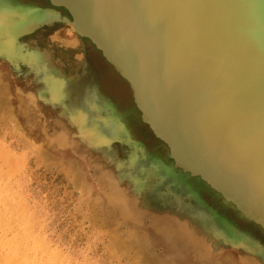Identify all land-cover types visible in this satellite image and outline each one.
Wrapping results in <instances>:
<instances>
[{
  "label": "rangeland",
  "instance_id": "obj_1",
  "mask_svg": "<svg viewBox=\"0 0 264 264\" xmlns=\"http://www.w3.org/2000/svg\"><path fill=\"white\" fill-rule=\"evenodd\" d=\"M115 1L96 5L131 34L130 14ZM163 1L179 14L162 17L155 36L174 37L181 12L189 23L167 52L176 63V48L205 62L207 46L242 33L218 0H186L195 12L212 7L193 18L179 0ZM254 1L251 14L262 20ZM65 16L73 18L51 0H0V264H264V227L176 161L129 80ZM86 18L78 25L92 32ZM119 51L143 67L130 47ZM151 85L142 89L157 125L189 158L208 162L214 153L160 113ZM248 173L264 188V174Z\"/></svg>",
  "mask_w": 264,
  "mask_h": 264
},
{
  "label": "water",
  "instance_id": "obj_2",
  "mask_svg": "<svg viewBox=\"0 0 264 264\" xmlns=\"http://www.w3.org/2000/svg\"><path fill=\"white\" fill-rule=\"evenodd\" d=\"M51 1L54 5H62L68 8L73 18L65 16V20L72 23L80 32V34L91 38L92 41L95 42L97 46L103 50L107 59L115 64L117 69L120 70V72L129 80L134 89L136 101L144 113V118L149 121L155 133L168 143L172 150V156L176 159V161L177 159H179L180 163L184 164L185 166H189L190 169L195 172V174L200 175L203 179L210 183V185L219 193H221L226 198V200L233 202L245 217H248L249 219L264 227V188L259 187V185L254 182L253 177L250 176L248 171H245L238 167L230 168L226 166L224 162L222 163V160L218 158L208 157L210 158L208 159V162L205 159L201 160L199 158H196L195 160H197L199 163L195 162L194 156H190L191 158H189L185 154L184 149L182 150L183 146L176 142L173 136V132L170 129L163 127L160 128L157 125L153 118V114L147 109L148 105L144 100L146 96L139 80L135 77V75L133 76L131 70L123 64L124 61L121 59V57L123 58L121 52L119 51V55L121 57L115 55V53L113 52L112 46L110 44H112L116 48H119V50L122 48V45L124 46V41H122L121 37L119 36V38L114 40L116 44L108 37L111 42L109 43L107 38L97 26L91 24V27L93 28V31L91 32L88 29H83V26H80V24L78 25V23L82 22V18L87 19L86 11L78 4V2H80L79 0ZM149 1L150 0H143L144 4L150 9L153 17L159 19L158 21L156 20L153 25H150L149 20H143V25L145 26V30L147 32L153 34V28L157 25H161L162 17H171L178 11L177 9L172 10L165 8H162L160 10V7L158 6L159 3H163L166 6L163 0H154L152 4H150ZM231 1L233 2V4H230L228 0H218L217 2L222 7V12L225 16L224 21L226 23L237 24L239 30L242 31V33L232 39L229 37L227 39L220 37L215 42V45L207 46L210 52L209 54H212L213 56L212 58L207 59L205 62L201 59L194 63V55L184 56L182 54L184 52L181 48L175 49V53L181 57V60L179 61L180 64L176 63L174 59L176 65L182 70L189 73V76L194 78L197 83L196 89L193 86V88L196 90L195 93L192 92L195 95V106H197V108L195 107L196 109H191L190 111L193 113V115L201 119H205L208 117L212 118L211 120H209L210 123H213V121L215 120L221 119L219 116L217 117V114L219 113L217 111L220 110V108L224 107L222 104V100H224L226 97V91H230L227 86L230 85L232 81H235L238 78L239 69L236 66L237 61L243 59L244 57L242 56L246 54L247 51H249V49L252 47L257 49L260 46V48L264 49V30H259V24L264 23V19L261 20L251 14V0ZM259 1L261 3H259ZM117 3L118 4L114 5L126 7V10H128L130 14L132 22V24L130 25V29L136 31L137 26L135 27V20H137L138 16L132 9V1L119 0V2ZM176 4L184 10L192 9V18L193 16L195 17V15H201L202 11L210 13V11L212 10L211 5H205L206 7L204 9H197L195 12L193 6L187 4L186 0H179ZM262 4L264 5V0H256V2L254 1V6L257 8ZM97 8L101 12H105L103 5L100 4V8L99 6H97ZM236 8H239L240 11L237 12ZM107 15L112 17V20L114 21L115 26H117V29L119 31L124 29V25L117 21L114 16L110 14L109 10L107 12ZM180 16L181 19L176 22L173 28V33L175 34V36L171 38H162V45L160 44V47L164 49L167 47L169 50H172L174 46L176 47L175 42L173 44V40H175L176 37H181L183 33L186 32L187 27H189V23L183 18L182 12ZM142 18L147 19L148 16ZM208 29L211 30L213 28L208 26ZM103 31L105 32V30ZM152 39L155 40L154 38ZM119 45H121V47ZM136 57L135 59L137 60L138 57ZM144 77V75L140 77L142 82L145 81ZM192 84H190L189 82V85ZM175 100H179V98ZM197 109H199V111H197ZM225 111L226 107L224 113ZM201 113H203V115H201ZM198 148L200 149V147ZM175 149L180 150V152H182V156L179 155ZM198 164H200L201 167ZM236 173H238L239 176L235 175ZM261 180L264 181V179Z\"/></svg>",
  "mask_w": 264,
  "mask_h": 264
},
{
  "label": "bare ground",
  "instance_id": "obj_3",
  "mask_svg": "<svg viewBox=\"0 0 264 264\" xmlns=\"http://www.w3.org/2000/svg\"><path fill=\"white\" fill-rule=\"evenodd\" d=\"M79 1L81 6L86 11L87 17L95 24V26H97L102 31L109 43H111L110 40L114 41L120 36L122 41H124L123 44L127 47H130V49H132V51L135 53L134 55L138 57L139 62L143 64L142 68L133 67L131 62L126 61L119 55V48H116L115 46L110 44L115 55L121 57V59L124 61L123 64L127 68H129L132 72V75H135V77L139 80L142 88L143 86L147 87L150 84H152L151 86L153 88H156L157 91L155 92H158L159 96H156V98L154 97V99L151 98V100L155 105H158L160 113H166L170 119L174 120V123L176 125L173 124V126L177 128V131L185 133L191 138L192 141L196 142L198 146H202L203 148L207 149L205 146L199 143V141L195 137L196 133L193 131H195L196 127H198L197 125H195L196 119L206 122L211 120L212 118H203V120L193 115L190 110L197 108V106H195V95L194 100H189L187 98V96H190L192 92L195 93L196 91L195 89L197 87V83L195 79L189 76V73L182 70L176 65L174 57L172 55L167 54V52L169 51L167 47L165 49L160 47L158 39L161 40L163 37H158L151 34L150 32H147L145 30V26L143 25V20H149L150 25H153V23L156 20L158 21L159 18L153 17L150 12V9L144 4L143 0H131L133 3L132 9L138 17L137 20H135V27L137 26L136 31L132 30L133 33L128 34L126 32L125 27L123 30L120 31L117 29V26H115L112 17H109L107 15L108 9L106 8V6L103 5L105 12H101L98 8V11H95L96 4H99L98 0ZM153 1L154 0H150V4H152ZM158 6L160 7V10L162 8L164 9L165 7H168L167 5L165 6L163 3H159ZM146 16H148L147 19L142 18ZM102 29L105 30L107 34ZM108 37L110 38V40ZM152 38H154L155 40H153ZM143 75L145 76V81L142 82L140 77ZM189 82L190 84H193L189 85ZM193 86L195 89L193 88ZM150 94L151 93L149 92V95ZM173 96L175 99L179 98V100H175ZM222 104L224 107L220 108V110L217 111L219 112L217 114V117L219 116L221 119H224V100H222ZM171 107L176 110L179 117L174 116L173 112H171L170 110ZM197 111H199V109H197ZM201 115H203V113H201ZM204 156L206 155L204 154ZM213 157L222 160L221 162H224L225 165L230 168L238 166L228 162L225 158H222L216 153H214Z\"/></svg>",
  "mask_w": 264,
  "mask_h": 264
},
{
  "label": "trees",
  "instance_id": "obj_4",
  "mask_svg": "<svg viewBox=\"0 0 264 264\" xmlns=\"http://www.w3.org/2000/svg\"><path fill=\"white\" fill-rule=\"evenodd\" d=\"M242 57L238 78L227 86L224 119L199 121L193 132L210 152L259 175L264 174V49L252 47Z\"/></svg>",
  "mask_w": 264,
  "mask_h": 264
},
{
  "label": "flooded vegetation",
  "instance_id": "obj_5",
  "mask_svg": "<svg viewBox=\"0 0 264 264\" xmlns=\"http://www.w3.org/2000/svg\"><path fill=\"white\" fill-rule=\"evenodd\" d=\"M192 97H193V98H192ZM187 98H188L189 100H190V99H194V94L191 93L190 96H187ZM187 98H186V99H187Z\"/></svg>",
  "mask_w": 264,
  "mask_h": 264
},
{
  "label": "crops",
  "instance_id": "obj_6",
  "mask_svg": "<svg viewBox=\"0 0 264 264\" xmlns=\"http://www.w3.org/2000/svg\"><path fill=\"white\" fill-rule=\"evenodd\" d=\"M109 88L111 87V85L110 86H108Z\"/></svg>",
  "mask_w": 264,
  "mask_h": 264
}]
</instances>
